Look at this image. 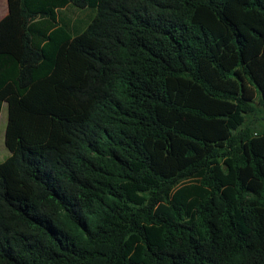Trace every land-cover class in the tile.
<instances>
[{"label":"trees","instance_id":"1","mask_svg":"<svg viewBox=\"0 0 264 264\" xmlns=\"http://www.w3.org/2000/svg\"><path fill=\"white\" fill-rule=\"evenodd\" d=\"M7 1L0 264H264V0Z\"/></svg>","mask_w":264,"mask_h":264},{"label":"rangeland","instance_id":"2","mask_svg":"<svg viewBox=\"0 0 264 264\" xmlns=\"http://www.w3.org/2000/svg\"><path fill=\"white\" fill-rule=\"evenodd\" d=\"M0 5L1 6L4 5V8L6 9V0H0ZM92 15L93 14L91 12H88L86 10L68 9L66 11V17L69 20H71L73 23L88 22ZM7 118H8V109H7V105L4 104L2 113L0 115V164L5 162L10 157V151L7 149L5 144Z\"/></svg>","mask_w":264,"mask_h":264},{"label":"crops","instance_id":"3","mask_svg":"<svg viewBox=\"0 0 264 264\" xmlns=\"http://www.w3.org/2000/svg\"><path fill=\"white\" fill-rule=\"evenodd\" d=\"M5 12V13H4ZM3 14V15H2ZM8 14V1L6 0V9L4 8V5H0V20L5 17Z\"/></svg>","mask_w":264,"mask_h":264}]
</instances>
